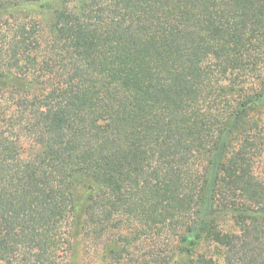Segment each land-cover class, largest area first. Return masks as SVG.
<instances>
[{"label": "trees", "instance_id": "16d2710c", "mask_svg": "<svg viewBox=\"0 0 264 264\" xmlns=\"http://www.w3.org/2000/svg\"><path fill=\"white\" fill-rule=\"evenodd\" d=\"M264 264V0H0V264Z\"/></svg>", "mask_w": 264, "mask_h": 264}, {"label": "rangeland", "instance_id": "374dc122", "mask_svg": "<svg viewBox=\"0 0 264 264\" xmlns=\"http://www.w3.org/2000/svg\"><path fill=\"white\" fill-rule=\"evenodd\" d=\"M80 232L74 236L70 264H107V252L103 244L96 243Z\"/></svg>", "mask_w": 264, "mask_h": 264}]
</instances>
